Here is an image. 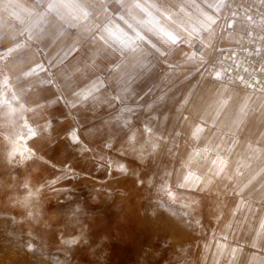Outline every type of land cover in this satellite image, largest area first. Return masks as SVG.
Returning a JSON list of instances; mask_svg holds the SVG:
<instances>
[{
    "label": "rangeland",
    "instance_id": "374dc122",
    "mask_svg": "<svg viewBox=\"0 0 264 264\" xmlns=\"http://www.w3.org/2000/svg\"><path fill=\"white\" fill-rule=\"evenodd\" d=\"M200 59L190 57L189 72L170 92L148 95L140 105L116 104L108 111L67 117L65 125L54 117L51 135L39 140L33 139L34 117L27 116L10 147L0 144V264H149L162 245L171 264L199 263L203 242L216 225L217 211L210 207L220 198L199 180L177 185L184 175L178 163L179 101L195 87ZM129 119L132 126L145 123L154 138L166 142L160 157L158 152L146 159L141 153L129 156L125 148L123 155L116 151ZM6 120L14 123L0 105V132ZM75 124L87 150L68 138ZM109 137L115 140L113 149L103 146ZM120 163H126L127 175L117 171ZM150 175L157 185L167 180L174 198L137 186ZM38 185L43 186L39 223L26 215L38 204Z\"/></svg>",
    "mask_w": 264,
    "mask_h": 264
},
{
    "label": "crops",
    "instance_id": "0c3cea01",
    "mask_svg": "<svg viewBox=\"0 0 264 264\" xmlns=\"http://www.w3.org/2000/svg\"><path fill=\"white\" fill-rule=\"evenodd\" d=\"M225 1L137 0L147 13L134 9L133 14L138 15L148 27H159L163 23L162 13L172 16L174 23L168 31L179 34L178 44L168 46L160 43L158 46L165 55L159 52L140 55L130 65L113 66L112 71L108 70L107 62L97 60L93 64L89 59L85 64L73 65L64 76H58L51 82L45 78V82L37 84V92L53 93L57 82L64 85L65 90L70 85L89 80H95L98 85L103 82L104 87L83 100L81 107L72 110V116L97 113L116 104L140 105L148 95H164L183 81L189 72V64H192L188 61L190 57L209 55L208 46L219 28L217 12L224 10ZM72 2L69 0V3ZM131 2L120 0L118 4L117 0H87L101 19L121 7H124L127 19V5ZM45 3L46 0H0V69L10 67L21 59V53L5 57L13 43L27 40L45 26L41 20ZM233 27L234 30L222 39V45L239 40L244 24L235 22ZM197 42L205 45L201 52L193 48ZM38 55L44 57V51H39ZM200 61L201 67L203 60ZM77 67L79 71H75ZM140 80L146 86L137 94L134 82ZM217 101H227V107H219L220 116L216 125L194 136L193 122L203 120L206 125L210 124L218 110V105L214 103ZM47 111L52 112L50 119L55 117L64 125L67 123L63 111ZM180 115L179 131L183 139L178 163L182 165L181 172H184L182 178L192 173L209 190V194L220 198V203H215L211 210L217 211V215L224 213L223 219L215 223L214 230L203 242L198 264H264V229L260 227L259 212L248 213L247 218L244 212H238L231 227L224 226L238 199L252 207L264 208V136L260 134L264 132V93L227 85L217 78L199 73L189 104ZM185 116L189 119L185 120ZM134 126L138 129V136L132 145V154H146L147 159L158 152L160 157L166 142L154 138L151 135L154 131L145 123L138 122ZM74 127L78 126L75 124ZM68 129L72 128L69 126ZM153 144L157 145L155 151ZM124 148L128 150L127 145ZM256 172H261L260 178L249 184ZM254 236L257 238L256 248L252 247ZM234 248L237 250L235 259Z\"/></svg>",
    "mask_w": 264,
    "mask_h": 264
},
{
    "label": "clouds",
    "instance_id": "9594fccd",
    "mask_svg": "<svg viewBox=\"0 0 264 264\" xmlns=\"http://www.w3.org/2000/svg\"><path fill=\"white\" fill-rule=\"evenodd\" d=\"M117 3L119 4L120 0H117ZM134 9L147 13L144 6L137 0H132L127 5V19L124 14V7L110 12L101 19L89 6L87 0H73L72 3H69V0H46L41 12V20L45 26L39 33L30 36L27 40L18 42L23 45L20 50L21 59L19 61L14 62L10 67L0 69V105L7 108L14 121L13 124H9L6 120L3 125L4 131L0 132V144H3L5 149L10 147V138L16 134V128L21 126L29 114L34 117L33 139L37 140L51 135L50 117L52 112L47 111L48 109H54L57 112L63 111L68 118L74 120L72 110L82 106L81 94L85 89L96 84L95 80H89L70 85L65 90V86L57 82L53 93L37 92V84L45 82V78L51 82L58 76H64L73 65L85 64L89 59L92 60L93 64L97 60L107 62L108 70L112 71L114 70L113 66L130 65L140 55H148L153 52H159L162 56L165 55L158 46L160 43L171 46L180 42L178 33L173 34L168 31L174 23L171 15L162 13L163 23L159 27H148L144 21L138 18V15L133 14ZM109 29L116 32L121 40L128 41L129 46L125 47L120 41L114 39ZM18 43H13L10 47H16ZM41 50L44 51V57L38 55ZM75 71H79V68L77 67ZM67 78L66 76L65 79ZM134 83V90H138L137 94L146 86L143 80ZM102 87H104L103 82L99 84L96 90L98 91ZM190 96L191 92L179 101L181 109L189 104ZM214 103L218 105V110L210 124L206 125L203 120L193 122L194 129H198L200 133H205L208 128L216 125V120L220 116L219 107H227V101ZM184 118L185 120L189 119L188 116ZM124 128L125 136L116 151L120 152L121 155L125 154L121 149L127 145V154L132 156L131 149L137 140L138 129L132 126L131 119L125 121ZM148 130L150 131V129ZM78 133L79 128L73 127L67 132V135L74 143L82 145L87 150V146ZM260 134L264 136V132ZM114 143V138L109 137L103 142V146L105 149H113ZM156 147L157 145L153 144V151L156 150ZM30 151L35 157L36 150L31 148ZM101 158L103 159V157ZM138 162L144 164L146 161L138 159ZM117 171L127 175L129 169L126 163H120ZM238 174L244 175L243 173ZM260 176L261 172H256L248 183L259 179ZM161 179L163 180V177ZM50 183L54 185L55 180ZM182 183L180 182L177 187H181ZM137 186H143L146 191L151 189L154 192H163L169 198H174L172 186L167 180H163L162 184L157 185L150 175L146 180H137ZM34 191L41 195L37 206L33 210H27L26 215L39 223L43 219V186H36ZM237 195L239 196V193ZM193 203L197 202L193 201ZM238 212H244L245 218H247L248 213L259 212L260 224L264 225V208L252 207L246 201L238 199L231 209V216L226 221L225 228L231 227L232 220ZM223 217L224 213L220 212L214 218L215 222L219 223ZM197 224H199V220H197ZM252 247H257L255 236L252 240ZM175 251L179 252L180 249L177 248ZM236 251L235 248L232 250L234 259ZM149 264H171L169 249L162 245L155 252V259L151 260Z\"/></svg>",
    "mask_w": 264,
    "mask_h": 264
},
{
    "label": "built area",
    "instance_id": "2783aa9c",
    "mask_svg": "<svg viewBox=\"0 0 264 264\" xmlns=\"http://www.w3.org/2000/svg\"><path fill=\"white\" fill-rule=\"evenodd\" d=\"M220 29L203 57L200 74L216 77L221 82L241 89L264 93V0H226L219 14ZM235 22H242L244 29L238 41L222 45ZM204 43L193 48L201 52Z\"/></svg>",
    "mask_w": 264,
    "mask_h": 264
},
{
    "label": "snow or ice",
    "instance_id": "6c2138e0",
    "mask_svg": "<svg viewBox=\"0 0 264 264\" xmlns=\"http://www.w3.org/2000/svg\"><path fill=\"white\" fill-rule=\"evenodd\" d=\"M109 32L111 33V35L113 36L114 39L120 41L125 47L129 46V42L128 41H124L121 40L120 36L116 33L113 32L111 29H109ZM23 47V45L21 44H17L16 47H10L7 49L6 53L7 55H5V57H9L12 56L13 53H20L21 48ZM220 74L217 73L216 77L219 78ZM98 84H94L91 88L85 90L82 94H81V98L82 100L87 99L89 96H91L92 92L96 91V88L98 87ZM199 130L196 129L193 132L194 136H198L199 134ZM75 138V137H74ZM191 182H198V178L194 177V175L192 173H189L188 175L184 176L183 178V183L181 184V187H184L186 184H189ZM261 229H264V225H260Z\"/></svg>",
    "mask_w": 264,
    "mask_h": 264
}]
</instances>
